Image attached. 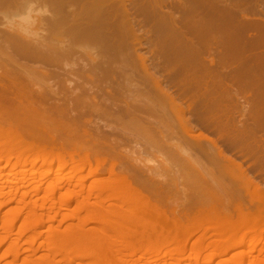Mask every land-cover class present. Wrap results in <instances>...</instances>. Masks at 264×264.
I'll list each match as a JSON object with an SVG mask.
<instances>
[{
	"label": "bare ground",
	"instance_id": "1",
	"mask_svg": "<svg viewBox=\"0 0 264 264\" xmlns=\"http://www.w3.org/2000/svg\"><path fill=\"white\" fill-rule=\"evenodd\" d=\"M47 1L56 5L57 9L68 4L72 6L73 4H82L86 2H102L100 0ZM128 2L130 5H128ZM147 2H150L152 5L154 3L158 4L163 8L167 5L169 0H105L102 2V6L104 5V7H106V3L110 6V8L107 6L109 8V11H107L108 20H104L106 17L103 18V15L102 20H96L97 8L92 9L94 6H91L92 10L89 13L88 11L87 13L82 12L85 13L84 18L93 15L92 19L94 20V18H96L94 21H91V18V20L84 19L82 16L80 18L84 19L83 22L76 21L63 31L59 29V25H56L59 23L61 24V22L65 20L62 19L63 17L60 19L54 18L52 20L54 25L48 20L49 22L45 21L46 23L44 24H36L28 27L17 25L1 26L2 20H0V27L3 29L0 34V71L3 69L4 73H2L5 76L4 77L3 74L0 73V106L5 109L9 108V104L21 107L25 114L28 115V118L25 117L24 121L30 119L29 123H31L24 126L18 124L19 126H23V129L21 128L23 131L21 134L16 133V135H14L12 132L13 136L10 137L15 139H11L12 142L11 140L9 142L13 147L11 155L12 157L13 155L15 156L13 157L14 160H12L13 158H9L11 155L4 156L6 158V165H9V167L11 166L12 170L17 168L20 169L27 164H31L33 167L36 165L35 161L38 157H42V159L40 158L42 160V164L40 163L42 168L51 167L53 161L59 162V165L56 167L57 170L53 173L51 171L45 172V170L41 172L36 171V173L33 172L30 174L31 178L38 176L36 180H26L27 178L25 177L24 184L19 188L3 183V185L0 186V199H3L5 202L0 204V208L4 207V204L15 203L24 211V213L21 211L22 215L20 214L15 220V222H24L23 225L20 226V234H25L29 231L30 228L24 230L27 226L31 227V229L35 228L38 230V225H40L44 219L40 221V217L37 215V208L41 204V199L39 200L38 197L34 198V196H38L34 194V192H46L48 195H46L47 197H45V199L49 202L57 198L56 195L58 192H62V195L65 196V190L78 182L76 181L78 178L83 177L82 180L78 182L79 184L77 183V187H74L77 191L71 190L70 193L67 194L70 200L69 203L63 204L64 207L61 209L60 206L57 207L61 211L70 210L72 207L71 203L77 204V207L74 209V216H68L63 219V221L75 219L77 225H72L71 228L73 229L70 228L67 232L58 228L56 231H53L51 235L52 240L66 241L68 243L67 247H64L66 250L63 248H49L47 249L50 252L49 256L44 257L45 259L37 257V254L41 252V248L39 249L38 247V250L36 248L38 237L40 236L39 234L37 236L38 239H33V248L28 249L29 251L35 252V259H31L33 264H71L70 257L72 254L76 257V264H85L80 263V261L85 260H91V264H103V262L110 263L120 260L119 263L124 264L128 260L127 258H129H124L127 256L126 254L129 253L130 258H133L136 254L135 244L138 240L141 241V239L148 236L151 231H149L151 226H155L156 232H160V234L156 233V239H158L161 232H163L162 238L158 239L163 242L162 247L165 245L169 247L168 244L171 245L175 243L177 235H180L179 232L185 227L182 222L188 221L190 218L194 220L200 218L206 220L209 218L211 221L213 220L214 223L217 221L215 224L212 222V224L209 225L212 227L209 228L208 226L209 229L205 226V230H208L202 235L204 236L201 237L202 239L207 237L212 238L213 236H220V238L226 236L229 238V234H234L237 237V234L242 229L241 226L244 228L245 225L240 224L235 226L234 224V228L228 229V224H232L231 222H233L234 214L242 216L241 219L252 221L264 220V196H261L264 194L262 182L264 176H260V174H264V170H262L261 173L263 165H256L257 168L255 166V169L259 170H257L259 175L256 171L259 178L258 176L254 178L255 176L252 175V171H249L250 169L244 166L246 161L244 162L242 159L244 157L245 160H249L248 162L253 163L251 162L253 161L251 158L252 155L246 158V154L238 150L239 147L236 145L237 141L235 138L229 136L227 130H224V126L220 123L222 119L228 121L230 119H235V124H239L236 128V132H243L244 129L242 119L245 114L242 112L245 110V107H247L243 106V104L247 103L246 100V103H241L240 101L242 99L239 98V107L237 106L239 109L235 106L236 109L229 108L230 111L232 109V115L227 107V104L232 102H228V97L231 96L230 99L234 100L232 96L235 95L234 98L236 101L238 98L235 93L232 92L231 94L228 89L232 87L231 85H233L236 80L235 78H231V81L230 78H228V70L236 62H240V64L234 71L237 73V77H234L238 78L234 84L240 85L243 82V84H245L250 80L254 85L261 87L262 93L257 96L258 99L256 103L260 104L259 107L264 109V71H262L260 75L253 74L252 71L254 66H264V0H252L249 3H244V0H194V33L206 31L207 33L202 35V37L206 36L208 38L221 39L220 41L217 40L214 42V46L211 50L216 56L221 55V60L226 59L227 62L225 60V65L222 63V66H220L221 60L218 65L216 64L217 61L215 62L216 59L210 61V64L215 62V65L219 66L218 68L222 67L221 71L216 72L218 68L213 65L212 68L214 70L217 68L216 71L214 72L213 70L212 74H210L211 72L209 73L211 76H206L204 79L201 77V80H198L197 86L192 84L195 86L194 89L190 87L188 89L186 86L180 84L179 79H174V91L168 89V86H165L167 79L164 75L158 74L157 71L161 66L159 55L160 51L162 52L165 46L162 45L164 37L168 36V32H173L177 29L176 27H178V25L176 27L172 26L177 22L178 17L176 14L169 12V10L168 12L165 10L166 13L162 14L163 11L159 10L161 13L158 14L160 16L159 31L162 33V37L157 36L158 38L161 37L162 42L161 40L160 42H158L159 40H155V42L152 40L154 42V48H152V52L150 51L152 53L150 56L151 58L139 54L146 48L143 42H138L132 48L133 54H139L137 59H134L127 54L126 46H124L125 44L121 41V38L128 29L127 26L129 21V28L132 31L135 30L133 32H136V30L143 31L142 29L150 31L149 24H158L153 17L154 20L151 18L153 15L150 16V14H148L149 17L146 16V18L148 17V19L145 18L146 20H136L135 12L143 11L144 8H146H143V6H145ZM4 4L5 2H0V7L5 6ZM99 5H101V3ZM129 6L132 7L133 12ZM107 7L105 11L106 9L108 10ZM89 8L88 10H90ZM99 8L100 6L98 10ZM60 9L61 8L58 10ZM148 9L146 10L148 11ZM100 11H102L101 8ZM77 12H79V10L76 11L78 15ZM82 12H80V14ZM99 14L101 16L104 12ZM66 16L67 15L64 17L66 18ZM68 18L70 17H67V19ZM71 20L72 19L69 21ZM73 22L74 21H72V23ZM50 23L52 25H50ZM61 25L60 27H63ZM64 26L66 27V25ZM156 27L158 26L156 25ZM151 32H149V34H151ZM249 51H261V53L249 59L244 58L243 55ZM226 53L233 54L226 57L224 56ZM105 54L110 56L104 57ZM220 57H217V59H220ZM63 58L66 59V63L59 62L60 59ZM22 60L31 63H40L41 65L34 67L27 63L30 67H25L21 63ZM155 60L158 61L156 66L154 64ZM212 68L209 66L210 70H212ZM140 71L145 73L147 81L150 83L149 88L152 86V90L146 88L147 86L144 87V84L141 87L137 83L140 79ZM213 72L217 74L214 76ZM241 77L245 81H243ZM238 82L240 84H237ZM222 89L223 102L219 101L218 105H214V103L212 105H205V102L207 103L213 100L214 90ZM156 94L161 96L160 104L156 101V98H154ZM182 99L189 102V104L184 106L180 102ZM232 103L231 105L235 102ZM246 105H248V103ZM240 106H243V108L241 109ZM248 107L250 111L255 108L253 105L252 109L250 108L251 106L248 105ZM220 111L222 114L219 116ZM245 111H247V109ZM16 113L18 114V112ZM171 113L175 119L172 118L170 115ZM213 113L215 114L213 115ZM5 114L7 116L8 113L6 112ZM19 114L21 115V113ZM15 115L14 113V119L16 118ZM188 115L191 116L188 117ZM10 116H12V114H10ZM254 119H256L258 123L260 122L261 124L259 125L264 128V116H262V118L256 116ZM113 122L115 123V127L121 132L114 131L112 126ZM0 123L2 124V122ZM8 124L7 122L6 125ZM174 124L178 126L181 135H178L174 128ZM93 125H95L96 129ZM257 127L259 128V126ZM9 128L11 129V127ZM201 129L220 136L222 138L220 140H223V144L218 141V139H214L202 133ZM4 133L6 134L7 132ZM123 133L126 134L124 135ZM120 143L123 144L122 146L125 148L120 147ZM131 145H133L132 147L134 149ZM119 147L121 149L131 147V149H129L130 151H123L120 150ZM227 148L234 149L237 154L234 156L229 155L226 151ZM5 151H8V149ZM119 151H123V153ZM155 153L162 156V165L164 164V168H171L172 165L169 167L168 165L171 163L173 164V161H176L174 164L178 162V165H180L179 159L180 163H182L184 159L185 162L182 163L183 165L184 163L188 164L191 155L194 154L196 158L193 159L194 157H192V159L199 165L200 171H196L198 175L193 176L196 172H192V169L193 171L195 169L190 167V164H188L189 166L182 165L184 169L186 167V174H189V172L193 173V175L190 173V176H188V174L187 176L183 175L182 178H192L193 176L194 180H197L195 182L203 190L206 199L198 200L199 198L197 196H192V194L190 198L181 197L180 200L184 198V200L181 201L183 203L180 204L179 202H175L174 205L171 204L168 208L167 205L169 204H166L168 201L166 202L165 200L167 198L169 199L170 196L166 198V195H169L168 190H172V188H168V185L166 187L163 182L164 180L167 182L166 177H170L171 174L170 176H165V172L162 173L163 170L161 168L163 167H160L161 163H157L155 160L157 158H153L154 160L148 158V156L150 157L151 154L153 155ZM33 154H35L34 157H37L29 163L30 157ZM200 155H204L206 161H204ZM4 157L2 156L1 158ZM74 158H77V160L79 159L81 163L74 160ZM67 159L72 161L68 166L62 163ZM169 159H171L172 162ZM250 159L252 160L250 161ZM93 161H95V165H92ZM77 163L78 165H75ZM208 165L210 168L211 166L213 168L208 169ZM173 166L174 176H171L173 177L172 184L178 189L180 187H178V179L180 177L178 175L179 173L184 174L183 172L185 170L183 171L181 166H178L181 168V171H178L177 169L179 168H175V165ZM68 167V170L71 171L68 172V175L63 177L66 179L63 181L59 180V178H62L59 177V175L65 174L63 170L65 168L67 170ZM187 169H191V171ZM22 171L23 170H21V172L18 171L19 174H22ZM83 171L86 172L85 177L84 174L82 175ZM170 171L172 170L170 169ZM250 173L252 176H250ZM52 175L56 177V182H58V184L54 183L56 185L53 186L49 184L50 186L48 185L47 187L45 185L49 182L45 185H40L39 183L40 186L34 183L35 181L38 182L37 180L39 179L45 180L46 178H51L50 176ZM105 176L107 177L104 178ZM261 177L263 179H261ZM113 178L117 179V184L113 182ZM225 178H229V180L232 181L231 183L240 182V179L245 178V183L248 184L245 185L247 186L245 195L249 198L248 203H244L242 198L238 195H231L233 190L230 186L225 187ZM89 180L93 182L89 183ZM244 180L242 181L243 183ZM39 182L41 181L39 180ZM207 182H210L212 185L210 183L207 184ZM260 182L262 184H260ZM34 184L37 187L33 190L34 192L32 191L33 194L31 192L27 194L29 187ZM88 184H90L89 187H87ZM206 184L207 187L209 185L213 186V188H210L212 191L205 186ZM165 187L168 188V190L165 189ZM124 189L128 192H132L134 197L124 200L119 199V194H121ZM26 190L28 191L25 192ZM169 192L170 194L171 192L174 193L173 191ZM107 194H109L108 199L104 198ZM230 195L231 197L229 198ZM171 196H173V194ZM259 196L262 197L263 201ZM191 197H194V199ZM112 198L118 200L121 205L113 204L111 201ZM48 204L49 203H44L42 206L44 207ZM259 205H261L262 208H260ZM252 207L257 209L255 210L257 211L255 216H252V213H250ZM49 208L55 210L56 204ZM30 209L35 215L32 216V218L27 216V218L22 219L25 214L27 215ZM225 211H227L229 215L227 214L226 216ZM231 211L232 213H230ZM220 214H222V216ZM2 215L3 214H0L1 218H3ZM223 215L227 218H224ZM214 217H216V219H221V222L219 223L218 221L220 220H216ZM59 218L60 214L58 216H50L48 221L58 222L60 220ZM209 219L208 221L211 223ZM154 224H158V226L162 225V229L165 228L167 232L165 230L162 231V229L158 227L159 230L157 225ZM94 225L99 229L94 227ZM9 227V233L6 232L12 234L10 232L13 228L11 225H9ZM5 228L6 230L9 229L7 227ZM126 229L132 230L131 234L127 236V242L119 246L110 247L107 243L108 237H110L109 234L119 236ZM153 230L155 232V229ZM154 232L152 234L155 236ZM249 232L251 233L245 234L244 236L239 234L241 238H237L239 239L238 241H236V237L235 239L233 237V240L236 242L230 248L223 247L225 250L221 252L222 256L223 254H227L231 248L235 249V247L245 245L248 239L256 240V232ZM148 238L150 237L148 236ZM10 239L12 240V238ZM7 240L8 239H6V241ZM136 240L137 242H135ZM15 242L13 244H15ZM17 243L21 245L19 244L21 242ZM42 245L44 246V244H41L40 247H43ZM210 246L213 245L211 244ZM185 247H180L182 253L185 251ZM21 250L22 247L19 246L13 249V253L15 255L20 254ZM28 250L25 251L27 252ZM175 250H177L176 247ZM160 252L161 249L155 253L159 254ZM198 252L199 251L196 252L197 258L200 253ZM261 252L264 253V249ZM149 253L150 252H148V255L152 254ZM178 253L181 254L180 251H178ZM148 259H146L147 261L144 262V264L151 263ZM127 262H129V260Z\"/></svg>",
	"mask_w": 264,
	"mask_h": 264
},
{
	"label": "rangeland",
	"instance_id": "2",
	"mask_svg": "<svg viewBox=\"0 0 264 264\" xmlns=\"http://www.w3.org/2000/svg\"><path fill=\"white\" fill-rule=\"evenodd\" d=\"M100 1L104 2L105 0H100ZM106 1H109V0H106ZM251 1L252 0H244V3H249ZM0 2H5V4H4L5 6L0 7V20H2L1 26H5V25H15L16 26L17 25V26L28 27V26H31V25L33 26V25H36V24H38V25L44 24L46 22H49L48 20H50V22H52V20L54 18L55 19H60V18L63 17L62 19L63 20L64 19L66 20V21L64 20L63 22L64 23L66 22V23L64 24L63 22H61V24L63 23L62 25L60 23L59 24H56V25H59L58 27H59V29L61 31L65 30V28H67V27H70L76 21L77 22H80V21L83 22L84 19H90V18L92 19L93 18V15L91 17L84 18L85 13H83V12H86L87 13V11H88V13H89L93 8H97V13H96L97 14V16H96L97 19L94 18V20L95 19L96 20H102V15H103V18L106 17L104 20H108V18H107L108 17L107 16L108 15V12L107 11H109V8H110L109 4L106 3L105 6L106 7L108 6L109 8L107 7L108 10L106 9V11H105V8L106 7H104V5L102 6V2L97 3V1H96V3L98 4V7L100 6V8H101L102 11H100V8L98 10L97 4L95 2H93V3L92 2H86V3H82V4H73L72 6H71V4H68V5L59 7V8H61L60 10H58L59 8L58 9L56 8V5H54L53 3H51V2H49L47 0H46V2H45V0H1ZM100 3H101V5H99ZM74 5H77V6H74ZM128 5H130L129 2H128ZM151 5L152 4L150 2L145 3V6H143V8L146 7V8H144L145 11L144 10L143 11H140L141 13L140 12H135V16H136L135 18H136L137 21H142V20H144L146 18V16L149 17L148 14H150V16L153 15V16H151V18L153 17L157 21L158 24H155V23L149 24L150 31H147V29L146 30L142 29L143 31H141V30H138L137 31L136 30V32H133L135 30L132 31L129 28V25H130V21H129L128 26H127L128 29L126 30V33L121 38L122 39L121 40L122 43L125 44L124 46H126L127 54L130 55L131 57H133L134 59L135 58L137 59V56H139V54L141 56H144V57L147 56V57L151 58L150 57L152 55V53H151L152 51L151 50H152V48H154V44L153 43L155 42V40H157V41L159 40L158 42H160V40H161V42H162V39H161L162 33H160V31H159L160 30L159 29L160 16L158 14H161L160 11H163L162 14H165L166 11L168 12V10H169V12H172V13L176 14V16L178 17L177 22L174 23L175 25H172V26H175L176 27L178 25V27H176L177 29H175L173 32H171V31L168 32V36H165L164 37V40H163V44L162 45L163 46L165 45L166 47L164 46L162 52L160 51V55L159 56H160V63H161L160 65L161 66L159 67V70L157 71V73L160 74V75H164L165 76V78L167 79L166 80L167 82L165 83L166 84L165 86H168V89H171L172 91L175 90V87L173 85L174 84V79H179L180 84L186 86L188 89H189V87L194 89V87L197 86L198 80L199 79L201 80V77H202V79H204V78H206V76L208 77L210 74H212V71L214 70L212 68L213 65H214V67H216L218 64H220V60L222 58V57H220L221 55L220 56H218V55L216 56V54H214V52L211 50L212 47L214 46L213 45L214 42H216L218 39H213L212 37L208 38L206 36L205 37H202V35H204V34L207 33L206 31H203L201 33H194V0H181V1L180 0H169V2L167 3V5H165L163 8H161L158 4H155V3L153 4L154 6L153 5L151 6ZM83 6H85V7H83ZM91 6H94V7H92V9H91ZM129 7H130V9L132 11V7L131 6H129ZM155 7H156V9H155ZM88 8L90 10H88ZM146 9H148V11ZM162 9H164V10H162ZM77 10H79V12H77L78 15H79V17L76 14V11ZM80 12H82V13L80 14ZM102 12H104V14H101V16H100L99 13H102ZM69 13H72V14H69ZM73 13H74V15H73ZM68 14H69V16H68ZM75 14H76V16H75ZM154 14H155V17L156 18L154 17ZM65 15H67L66 18L64 17ZM82 16H83L84 19L83 18H80ZM56 17H58V18H56ZM67 17H70V18L67 19ZM148 17L146 19H148ZM70 19H72V20L69 21ZM94 20L92 19L91 21H94ZM72 21H74V22L72 23ZM67 23H68L69 26L67 25ZM52 24H53V22H52ZM52 24L50 23V25H52ZM60 25L63 26L64 28L63 27H60ZM64 25H66V27ZM156 25L158 27H156ZM155 28H156V30H155ZM1 31H3L2 27H0V34H1ZM151 31H153V32H151ZM149 32H151V34H149ZM158 32L160 33V35H159ZM151 35H153V36H151ZM157 35L158 36H161V37L158 38ZM152 40H154V42ZM220 40L221 39H219L218 41H220ZM138 42H143V45H145L146 48H144L145 50H143L142 52H140L137 55V54H133L132 53V48ZM152 45H153V47H152ZM164 48H165V50H164ZM259 53H261V51H249V52L245 53L243 55V57L246 58V59H249V58H252L255 55H258ZM232 54L233 53H226V54H224V56L229 57ZM108 56H110V55H106L105 54L104 57H108ZM217 57L218 58L220 57V59H217ZM65 60L66 59L63 58V59H60L59 62L66 63ZM214 60H215V62L217 61L216 62L217 65H215V62H213L212 64H210L211 63L210 61H214ZM225 60L226 59L221 60V65L220 66H222V63H224L223 65H225ZM157 62L158 61L155 60V62H154L155 66L157 65ZM226 62H227V60H226ZM21 63L25 67H30V66L38 67V66L41 65L40 63H31V62H28L26 60H22ZM27 63L30 64V66H28ZM239 64H240V62H236L228 70L229 71L228 72V74H229L228 75V78H230V80H231V78H235L236 79L235 81H237V79H238V78H236L237 77L236 76L237 73L234 72V71L237 69V67H238ZM209 66H210V68H212V70L209 69ZM218 67L219 66H217V68ZM138 68H139V66H138ZM221 68L222 67L218 68V70L220 69L219 71L218 70L216 71V69H215L214 72L215 71L216 72H220L221 71ZM2 70L0 71L1 74L4 73V70L3 71ZM141 71L139 73V78L140 79L137 81V83L141 87L144 84V87L147 86L146 88H149V84L150 83H148L147 77H146L145 73L144 72H141ZM252 71H253V74L260 75L261 72L264 71V66H262V65L254 66L252 68ZM214 72H213V75L215 76L217 73L214 74ZM3 76H4V74H3ZM234 76H236V77H234ZM235 81H234V83H236ZM243 81H245V80L243 79ZM239 82L237 84H240ZM234 83H233V85H231L233 88L230 87V86H229L230 88H228L230 90L231 94L233 92L238 97V98L236 97L237 98V101L234 98L235 95L232 96V98L234 100L230 99L231 96L228 97L229 98L228 102L229 101H232V102L234 101L235 102V103L233 102L234 104L231 102L233 105H231V103H229L230 106H229V104H227L228 110L231 113V115H232V112H231L232 109L230 111L229 108H233L234 109L235 107H237L239 105V100L240 99H242L240 101L241 103H246L247 102L248 105L251 106L250 107L251 109L253 108L252 105L255 108L252 109L253 111L252 110L250 111V110H248L249 109L248 105H246L247 103L246 104H243L244 107L245 106L248 107V108L245 107V110L247 109V111L244 110L245 113H244V111L242 112L246 116V117L244 116L243 119H242L243 120L242 123H243V126H244L243 132H236V128L238 127L239 124H237V125L235 124L236 123L235 119H230L229 121L228 120H225V119H222L220 121V123H221L222 126H224V130H227L228 135L235 138V140L237 141V144L236 145L239 147L238 150H240V152H244V154H246V158H248L250 155H252L251 158L253 159V161H251L252 159H250V161L253 162V163L248 162L249 160H245L244 157L242 159H243L244 162L246 161V164H244V166L246 168H249L250 169L249 171H252L251 172L252 175L255 176L254 178H256L259 175V172H258L259 170L257 169L258 170L257 171L255 169V166L261 164V165H263L262 166V169H261V173H262V170H264L263 169V167H264V128H262L259 125V124H261L260 122L258 123V121H256V119H254L256 116L261 117V118H262V116H264V114H261V113H264V109L261 108V107H259L260 104H257L256 103V101L258 99L257 96H259L262 93V88L259 87V86L254 85L253 83L250 82V80L248 82H246L245 84H243L244 83L243 82L242 83L243 85L242 84L236 85ZM192 84L195 85V86H193ZM151 87L149 89H151ZM233 89H234V91H233ZM237 89L239 90V93H238V90ZM222 91H223V89L222 90H214L213 100L212 101H208L207 103L205 102V105H212L213 103H214V105H218L219 101H222L223 102V99H222L223 92ZM154 98H156V101L159 104L161 103V99H160L161 96L159 94H156ZM245 100H246V102H245ZM242 101H244V102H242ZM180 102L184 106L185 105L187 106L189 104V102H187V101H185L183 99ZM14 106L15 105L12 106L11 104H9V108H7V109L2 108L0 106L1 107L0 108L1 109V111H0V114H1L0 115L1 116L0 117V122H2V124L0 123V152L2 154V155L0 154V186H2L3 183H6V184H9V185H13L16 188H19L20 186H22L24 184V180L26 178H27L26 180H36V178L38 176H35V177H32L31 178V175L30 174H32L33 172L36 173V171L37 172H41V171L45 170V172L46 171L47 172H50L51 171L53 173L54 171L57 170L56 167L59 165V162L58 161H55V162L53 161L52 164H51L52 165L51 167L42 168L41 167V164H42V162H41L42 160L41 159H42V157H40L41 159L39 157H38V159H36L35 157H37V156L34 157L35 154H33V155H31L30 160H29V163H30L32 160L36 159V161H35V164L36 165L33 166V167L31 166V164H27L26 166L21 167L20 169L17 168L19 170H17V169L12 170L11 166L9 167V165L8 166L6 165V162H5L6 158L4 156H10L11 155V151L13 150V147L11 146V144H10L9 141L11 139L12 140L15 139V138L13 139L10 136H13V133H14V135H16V133H18V134L20 133L21 134L23 132L22 131V129H23L22 127L24 125L31 124V123H29L30 119L29 120L27 119L26 121H24L25 120V117L28 118V115L25 114V112L23 111V109L21 107H17V106L14 107ZM243 106H240V108L242 109ZM219 109H223V108H219ZM4 110H7V111H4ZM17 110H20V111H17ZM1 112L2 113L4 112V113L2 114ZM6 112L8 113L7 116L5 114ZM16 112H18V114ZM14 113L16 114L15 115V117H16L15 119H14V116H13ZM19 113H21V115ZM10 114H12V116H10ZM214 114L215 113H213V115ZM221 114H222V112L220 111L219 112V116ZM255 114H256V116H255ZM2 115L5 116V117H3ZM17 115H18L19 118H22V119H19L17 117ZM170 115L172 116V118L175 119V117H173V114L172 113ZM190 116L191 115H188V117H190ZM250 116H253V117H250ZM8 117H9L10 120L8 119ZM16 120H17V122H16ZM18 120H20L21 122L18 121ZM7 122L9 123L8 125H6ZM23 122H24V124H23ZM18 124H22L23 126L22 125L19 126ZM226 125H227V127H226ZM235 125H236V127H235ZM93 126L95 128V125H93ZM112 126H113L115 132H117V131L118 132H121L119 129H117L115 127V123L114 122L112 123ZM257 126H259V128ZM4 127L5 128L7 127V128L5 129ZM9 127H11V129ZM14 127L17 130H15ZM18 128H19V130H18ZM174 128L176 129L178 135H181V132H180L178 126L174 124ZM6 130H8V131H6ZM201 130H202L201 131L202 133H205V134H207L208 136H210V137H212L214 139H218V141H220L221 143L223 142V140H220V139H222L220 136H217V135L213 134L212 132L206 131L204 129H201ZM4 132H7V133L5 134ZM252 132H254V133H252ZM12 140H11V142H12ZM119 142H121V141H119ZM120 144H118V145H120ZM123 144H124V141H123ZM123 144H121L120 147H124V146H122ZM133 145H131V147ZM131 147L126 148V149H123V148L121 149L120 148V150L130 151L129 149H131ZM7 149H8V151H5ZM123 151H119V152H122L123 153ZM226 151H227V153L229 155H232V156H234L235 154H237L236 151L234 149H231V148L230 149L227 148ZM2 156L4 158H1ZM14 156L15 155H13V157ZM13 157L11 155V157H9V158H13ZM192 157H194L193 159H195L196 156L194 154H192L191 155V159L188 162V164H190V167H193L195 169L193 171V169L191 168L192 169V172L200 171L199 165L196 164V161L193 160ZM200 157L204 161H206V158H205L204 155H200ZM148 158H150L152 160H154L155 158H157L159 160L158 161L157 159H155L157 161V163H161L160 164V167H163L161 169L163 170L162 173L165 172L164 173V175L166 174L165 176H168V175L170 176V174H171V176H174V173H173V170L174 169H172V168H174L173 165H175V168L176 167L179 168L178 166H181V168L183 169V171L186 169V167H185V169L182 167V165H183L182 163L185 162L184 159H183V162L181 161L182 163H180V159H179V164L180 165H178V162H177V164H174V163H176V161H173V164H172L171 163L172 160L169 159L171 161L170 162L171 164H169L168 167L172 165L171 168L170 167L169 168H167V167L164 168V166H163L164 164L162 165V156L158 155V153L157 154L155 153L153 155L151 154L150 157L148 156ZM12 160H14V158ZM74 160H77V158H74ZM78 160H77V162H80L81 163V161L80 160L78 161ZM71 162L72 161H70L69 159H67L65 162L63 161L62 163H65L68 166L69 164H71ZM188 164L184 163V165H188ZM75 165H78V163L75 164ZM92 165H95V161L92 162ZM149 165L152 166L151 164H149ZM181 168H179L177 170L178 171H181L180 170ZM212 168H213L212 166L210 168V166L208 165V169H212ZM256 168H257V166H256ZM68 169H69V167L67 168V170H66V168L63 170V173H65V174L59 175V177H62V178H59V180L63 181V180L66 179V178L64 179L63 177L65 175H68L69 174L68 172L71 171V170H68ZM170 169L172 171H170ZM191 169H189V170L187 169V170L188 171H191ZM21 170H23L22 171L23 173L22 174L20 173L21 174L20 175L19 172H21ZM256 171L258 172V175H257V172ZM26 172H27V174H26ZM185 172H187V171L185 170L183 172L184 174H180L179 173V175H178V176H180L179 179H178V182H179L178 183V187L179 186L180 187L178 189L173 186V184H172L173 183V177H171V176L170 177H166L167 182L165 180L163 182L166 187L168 185V188H172V190L171 189L168 190V188L165 187V189H167L168 190V193H169V195L168 194L166 195V198H167V196H170L169 197L170 200L168 198L165 200L166 202L168 201L166 203V204H169V205H167L168 208L171 206V204L174 205L175 202H177V203L179 202L180 204L183 203L181 201H183L184 198L182 200H180V198L181 197H189L190 198V196L192 194H193L192 196H197L199 198L198 200H205L206 199V196L204 195L203 190L195 182L197 180H194V178H193V176L198 175L197 172H196L195 175H193V173L189 172V174L191 173L193 175V176L191 175L193 179L190 178V177L189 178L188 177H184V179H183L182 176L183 175L187 176V174H188V173L186 174ZM1 173H3V174H1ZM85 173L86 172H84V171L82 173V175L84 174V177L86 176ZM251 173H250V176H252ZM189 174H188V176H190ZM262 175L264 176L263 173L260 174V176H262ZM50 177L51 178H46L45 180L39 179L41 182H39V180H37L38 182L35 181L34 183L36 185L40 186V185H45V184H47L49 182L47 185H45L47 187H48L49 184L50 185L52 184L51 186L58 184V182H56V177L55 176L52 175ZM106 177L107 176H105L104 178H106ZM82 178L83 177L78 178L76 181L79 182L80 180H82ZM180 178H182V179H180ZM187 178L190 179V180H188ZM258 178H259V176H258ZM244 179H240V182L231 183L232 181H230L229 178H225L224 179L225 182L224 181L223 182L225 183V187L230 186L231 189L233 190L232 191L233 194L230 192L232 196L233 195L234 196L238 195V196H240L242 198V201L244 203H248L249 202V198L245 195L246 194L245 193V189L247 187L245 185H248V184L245 183V180ZM261 179H263V178L261 177ZM243 180H244V183L242 182ZM257 180L262 181L260 179H257ZM57 181H58V179H57ZM89 181H90L89 183H92L93 182L92 180H89ZM116 181H117V179L116 178H113V182L115 183ZM207 181H209V180H207ZM78 182L74 183L75 185L73 184L74 186L72 185L71 186L72 188L69 187V188H67V190H65V194H66L65 196L62 195V192H58V194L56 195L57 198H54V199L50 200L49 202H47L46 199H45V197H47L46 195H48V194H46V192L36 193V192L33 191V190L36 189L35 187H37L35 184H34L35 186L33 185V186L29 187V189H28L29 191L28 190L25 191V192L28 191L27 194H29L30 192L33 194V192H34V194H37L38 195V196H34V198L35 197L36 198L38 197L39 200L41 199L40 200L41 201V204L37 208V215H39V217H40L39 220L40 221L43 220V219L44 220L42 221V223H40V225H38L39 226L38 227V230L35 229V228L34 229L33 228L31 229V227H28L27 226V228L24 229V230H28L30 228L29 231L26 232L25 234H20L19 233V229H20V226H22L24 222L23 221H21V222L16 221L15 222V220H16V218L18 216H20V214L22 215V213H24V211L21 210L20 207H19V205L15 204V203H12V204H4L6 207L4 206V207L0 208V211H1L0 214H3L2 215L3 218H1V216H0V231H1L0 232V241H1L0 242V264H22V263L23 264H33V261H31V259H35L36 255L34 254L35 252L29 251L28 249H32L33 248V244H32V242L34 241L33 239L37 238V236L39 234H40V236L41 235L42 236H41V238L39 236L38 237L39 239L37 238L38 239V244H37L36 248H37V250H38V247H39V249L41 248L40 249L41 252L37 254V257L45 259L44 257L50 255L49 250H47L49 248H52V249H55V248H63L64 250H66V248H64V247H67L68 243L66 241H64V240H52L51 239V235H52L53 231H56L58 228L59 229H62L65 232H67L72 227V225H75V226L77 225V221L75 219L74 220L69 219L68 221H63V219L65 217L74 216V214H75L74 209L77 207V204L71 203V206L72 207L70 208V210H62L61 211L57 207L60 206V209H61V208L64 207L63 204L69 203L70 200H69V197H68L67 194L70 193L71 190L77 191L74 187L75 186L77 187V183ZM246 182H247V180H246ZM262 182H263V186H264V179H263ZM39 183H40V185H39ZM54 183H56V184H54ZM209 183L210 182H207V184H209ZM224 183H223V185H224ZM116 184H117V182H116ZM207 184L205 185L206 187H207ZM260 184H262V183L260 182ZM211 185H209L207 188H209V189L211 187L213 188V186H211ZM89 186H90V184L87 185V187H89ZM174 188L177 189V190H175ZM209 189H208V192H209ZM169 191H173L174 193L171 192V194H170ZM208 192H207V194H208ZM119 193H120V191H119ZM172 194H173V196H171ZM177 194H178V197H177ZM180 194H182V195H180ZM231 195L229 196V198L231 197ZM261 196H264V194H262ZM261 196H259V197H261ZM133 197H134L133 193L130 192V191L128 192L125 189L122 191L121 194H119V199H121V200L131 199ZM172 197H174V198H172ZM104 198H107L108 199L109 198V194H107V196H105ZM192 199H194V197ZM261 199H262V197H261ZM261 199H260V201H261ZM30 201H32V200H30ZM111 201H112L113 204L121 205L120 202L118 200H115L114 198H112ZM262 201H263V199H262ZM4 202L5 201H3V199H0V204L1 203H4ZM44 203H49V204L47 206L45 205L43 207L42 205H44ZM53 203L56 204V209L55 210L49 208L52 205L54 206ZM257 204H258V202H257ZM261 205H259L260 208H262ZM47 207H48V209H47ZM126 209H129V208H126ZM251 209H250V213H252V216H255L257 214V211H255V210H257V209L254 208V207H252ZM21 211H22V213H21ZM221 211H223V210H221ZM225 212H226V214L225 213L224 214L226 216H227V214L229 215V213H227V211H225ZM33 213L34 212H31V209H30L29 212H27V215L25 214V216H23L22 219L27 218V216L32 218V216L35 215ZM230 213H232V211ZM4 214H5V216H4ZM59 214H60V218H59L60 220L58 222L57 221H55V222L48 221V219L50 218V216H58ZM233 214H234V212H233ZM220 215L222 216V214H220ZM220 215H219V218H220ZM225 215H223L224 218H227V217H225ZM213 216H215V215H213ZM214 218L216 219V217H214ZM219 218H217L216 220H218ZM233 218H234L233 219V222H231L232 224H228L229 227L227 226L228 229L229 228L230 229L231 228H234L235 226L240 225V224H244L245 225V226L243 225L244 228L241 226L242 229H241V231L239 233L237 232L238 233L237 234V237L234 234H229L231 236L230 237L228 235L229 238H227L226 236H225L226 238L225 237H221L220 238V236H213L211 238L209 236L210 238L207 237L208 239L205 238L206 240L204 238L202 239L201 237H204L202 235L205 232H207V230L209 228L212 227V226L210 227L209 225H211L212 222L214 223V221L213 220L211 221L208 218L211 221V223H210L208 221V219L205 220L204 218H200V219H195L194 220V219H191L190 218L191 220L189 219L188 221L182 222L183 223V226L185 225V227L182 226L183 229H182V231H180L181 233L179 232L180 235H177V237L175 239L176 242L173 243V244H171V245L168 244L169 247H166V245L164 247H162V245H163L162 243L163 242L161 240L159 241L158 239H161L162 238L161 236H162L163 232H161V235L159 236L160 238L158 237V239H156L157 238L156 237V233L157 234H160V232H156V228H154L155 226H151L150 229H149V231L150 230L151 231L148 234V236L150 238H148V236L146 238H143V239L137 238V239H141V241L140 240H138V242H137V240L135 241V242H137L135 244V248H136L135 249L136 250L135 253L136 254L133 256V258L132 257L130 258L129 253L126 254L127 256L124 257V258L129 257V258H127L129 260V262H127L128 261L127 260L124 264H138V263L144 264V262L147 261L146 259H148L149 257L150 258L148 260H150V262H151L150 264H155L157 262H158L157 264H264V255H263L264 253L261 252L264 249V236H263L264 235V220L263 221L262 220L261 221L260 220L259 221L253 220L252 221V220L241 219L242 216L237 215V214H234V217ZM238 219H239V221H238ZM5 220H6V223H5ZM61 220H62L63 223L61 222ZM219 220L220 221H218V222L220 223L221 222V219H219ZM216 222L217 221H215V223ZM7 223H8V225H7ZM33 224H34V222H33ZM158 224H154V225H157V228L159 227V228L162 229L163 226L162 225H159L158 226ZM234 224H235V226H234ZM9 225H11L12 228H13L12 229L13 231L11 230V232H10L12 234H8L9 233L8 231H10ZM205 226H206V228H208V226H209V228L205 230ZM5 227H7L9 229L6 230ZM94 227L98 228L96 225H94ZM71 229H73V228H71ZM153 229H155V232H154ZM159 230H157V231H159ZM164 230H165V228L162 229V231H164ZM249 231L256 232V234H257L255 236L256 237V240H249L248 239V242L245 245L239 246V247H235V249L234 248L233 249L231 248L230 249L231 251L229 250L227 252V254H223V256H222V253L221 252H223V250H225L224 248H230V247H232L233 244L236 241L239 240L237 238H241V236H244L245 234L251 233ZM131 232H132V230L126 229L119 236L118 235L116 236L114 234H109L110 237H108V241H107L108 245L110 247L122 245L123 243L127 242V236L130 235ZM153 232L155 233V236H154V234H152ZM6 234L9 235V236H7ZM258 234L259 235H262L263 237L262 236H259ZM10 236H12V237H10ZM151 236H153V237H151ZM178 236H179V238H178ZM1 237H3V238H1ZM6 237H8V238H6ZM189 237H191V238H189ZM233 237H234V239L236 237L237 240L236 241L233 240ZM10 238H12V240ZM3 239H4V241H3ZM6 239H8V240L6 241ZM229 239H231V240H229ZM183 241H185V242H183ZM186 241H187L188 244L186 243ZM203 241H204V243H203ZM216 241L218 243L219 242L220 243L222 242V243L221 244L220 243L218 244ZM14 242H15V244H13ZM17 242H21V243H19L21 245H18ZM182 242L185 245H183ZM216 243H217V245H216ZM41 244H44V246L42 245L43 247H40ZM211 244L213 246H210ZM19 246L22 247V250L20 252L21 255L20 254L15 255L13 253V249H15V248H17ZM182 246H184V247L186 246L184 248L185 249V251L183 252L184 254L182 253V250H181ZM214 246H218V247H214ZM225 246H227V247H225ZM175 247H176V249L178 251L181 252V254H179L178 251L175 250ZM213 248H214V250H213ZM160 249H161V252L159 254H156L155 252L159 251ZM23 250L24 251L25 250H28L29 252L28 251L27 252L26 251L24 252ZM197 251L200 252V253L198 252L199 253L198 255L200 256V257L198 256V258L196 257V255H197L196 252ZM247 251H252V252H247ZM144 252H146V253H144ZM148 252H150L152 254L149 253L150 255H148ZM18 255H20V256H18ZM143 257H144V259H143ZM39 258H36V259H39ZM211 258H212V260H211ZM123 260H125V259H123ZM157 260H159L160 262L157 261ZM70 261H71V264H76V257H75V255H73V254L71 255ZM119 261L116 260V261H112L110 263L103 262V264H121V263H119ZM152 262H154V263H152ZM80 263L91 264V260L80 261Z\"/></svg>",
	"mask_w": 264,
	"mask_h": 264
}]
</instances>
